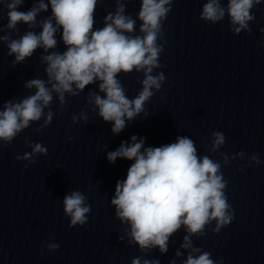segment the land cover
Returning a JSON list of instances; mask_svg holds the SVG:
<instances>
[{
    "label": "clouds",
    "instance_id": "9594fccd",
    "mask_svg": "<svg viewBox=\"0 0 264 264\" xmlns=\"http://www.w3.org/2000/svg\"><path fill=\"white\" fill-rule=\"evenodd\" d=\"M25 0H7V25L0 31V41L7 44V55L14 56L13 66L24 63L37 49H43L40 61L46 67V79L28 80L24 87L35 89L18 101L4 102L0 110V142L9 145L23 130L43 119L36 131L50 125L53 119L50 109L53 97L63 107L68 96H79L86 86L97 84L99 92L89 91L87 105L104 122L112 124L113 135H119L128 122L145 113V104L155 92L160 91L166 80L163 72L154 73L162 65L159 62L163 45V22L172 11L173 0H141L140 9L134 19L126 14L125 0H116L115 12L103 19V27L94 28L95 11L98 0H35L27 11H18ZM262 0H206L202 6L200 19L216 24L227 15L230 30L239 35L242 31L251 34L249 23L255 20L252 9ZM51 8V16L37 21L41 12ZM137 20L140 21L139 34H136ZM28 26V31L18 38L10 33H19L18 24ZM42 30L37 33L35 28ZM62 30V32H61ZM60 32L66 50L56 51ZM51 50V51H50ZM143 73L142 88L134 98H129L118 76ZM103 93L104 95H100ZM147 116V115H146ZM72 123L77 120L87 122L88 116L81 111L74 114ZM71 139V138H69ZM144 137L133 135L129 141H122L115 151L107 152L109 163L126 159L134 161L127 170L124 180H117L111 206L115 217L128 227L125 233L129 244L138 246L147 253L158 248L161 254L168 251L170 238L182 227L186 231L181 248L190 249L184 264H223L214 261L212 253L202 251L193 245L192 237L206 235L207 226L215 222L211 229L219 233L228 226L234 212L226 196L228 182L221 172L222 165L229 163V157L221 153L222 162L208 155L199 156L193 139L177 136L175 142L159 147H144ZM226 142L219 131L211 132L210 151L216 153ZM32 149L17 160L35 163L37 155H47V148L40 143L25 140ZM244 158L243 151L232 159ZM259 165L258 155L249 157V166ZM27 167V164L25 165ZM87 197L80 191H71L63 199L64 214L70 219L69 227L84 226L88 222L91 206ZM56 243H49L47 249L55 251ZM196 253V255H194ZM183 253L176 251L179 257ZM131 264H160L158 259H132ZM175 264V260L170 261Z\"/></svg>",
    "mask_w": 264,
    "mask_h": 264
}]
</instances>
